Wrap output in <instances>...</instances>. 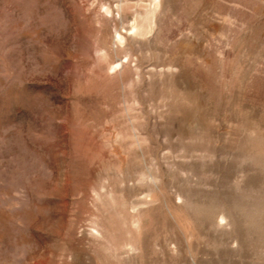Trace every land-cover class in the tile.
<instances>
[{
	"label": "rangeland",
	"instance_id": "1",
	"mask_svg": "<svg viewBox=\"0 0 264 264\" xmlns=\"http://www.w3.org/2000/svg\"><path fill=\"white\" fill-rule=\"evenodd\" d=\"M0 264H264V0H0Z\"/></svg>",
	"mask_w": 264,
	"mask_h": 264
},
{
	"label": "bare ground",
	"instance_id": "2",
	"mask_svg": "<svg viewBox=\"0 0 264 264\" xmlns=\"http://www.w3.org/2000/svg\"><path fill=\"white\" fill-rule=\"evenodd\" d=\"M114 67L113 68H115L116 66H117V64H115V65H113ZM112 68V67H111Z\"/></svg>",
	"mask_w": 264,
	"mask_h": 264
}]
</instances>
